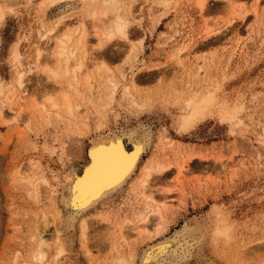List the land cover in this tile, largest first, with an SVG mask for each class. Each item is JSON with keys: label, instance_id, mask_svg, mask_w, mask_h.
Masks as SVG:
<instances>
[{"label": "rangeland", "instance_id": "1", "mask_svg": "<svg viewBox=\"0 0 264 264\" xmlns=\"http://www.w3.org/2000/svg\"><path fill=\"white\" fill-rule=\"evenodd\" d=\"M165 1L121 0L129 21L127 40L115 38L102 50H96L94 33L105 27L94 29L83 10L90 8L86 1H12V11L0 22V82L8 93L16 86L17 74H25V100L21 118L14 120V111L7 107L0 122V264H52L57 235L65 249L62 264H115L116 256H125L130 249L140 254L144 243L133 231L123 229L115 249L109 242V224L93 215L107 209L118 220L125 214L132 218L141 206L126 198V187L84 216L85 240L77 220L69 228L62 221L68 174L82 171L92 141L104 131L131 130L149 135L142 161L158 153L168 164L167 171L151 182L156 201L167 198L169 224L161 238L181 232L186 224L199 238L180 264H264V0ZM65 15L57 32L72 28L80 34L85 22L88 40L84 68L77 81H71L72 88L41 71L54 65L53 42L41 36L54 19ZM15 50L18 60L13 58ZM98 63L117 75L119 84L111 95L106 76L96 70ZM85 74L90 78L86 82ZM206 92H213L212 112L179 132L183 99ZM64 93L74 101L71 113H61L60 118L42 114L49 117L48 125L26 126V117H36L29 115L27 105L37 106L46 98L60 101ZM9 99L6 104L11 107L15 103ZM165 138L167 143L161 145ZM41 179L48 186H40ZM53 202L62 213L57 229L50 215ZM218 229H225L227 237L217 235ZM40 237L48 244L41 263L30 259Z\"/></svg>", "mask_w": 264, "mask_h": 264}, {"label": "bare ground", "instance_id": "2", "mask_svg": "<svg viewBox=\"0 0 264 264\" xmlns=\"http://www.w3.org/2000/svg\"><path fill=\"white\" fill-rule=\"evenodd\" d=\"M12 1L14 0H0V22L3 21L4 17L12 11L13 9ZM51 1L53 0H45V2L47 3H51ZM83 1H86L88 5H90V8H88L85 5L87 9L85 8L83 10L88 13L85 15H88L89 18L93 20L91 22L95 23V24L92 23V25L94 26V29H95V25L96 26L101 25L102 27H105L102 30L100 29L101 31H99V28L96 27L98 28V31L95 30V33H94V35H96L98 38L97 49L94 47L96 50L102 48L106 43L109 44L108 42L114 40L115 38L127 40L129 21L126 19V17L122 13L124 9H122L121 7V0H83ZM204 1L205 0L200 1V3L202 4L204 3ZM165 2L167 3L168 0ZM200 3L199 5L201 6V8H203L204 5H201ZM130 13H131V10H130ZM109 15H112V19L109 18L111 17ZM65 18L67 19L66 15L58 16L56 19H54L53 23L49 26L48 30H46V34L41 36V39L43 40L49 39L53 42V48L51 50L52 51L51 52L52 54L51 62L54 64L53 67L50 66V68L49 67L43 68V69L41 68V71L50 73L51 77L53 78L54 81H56V83H60L61 85L66 82L69 86H71L72 85L71 81L76 80L77 77H79L78 74L83 70L82 68H84L83 66L85 63L83 62V60L86 58V54L88 53V49H87L88 40L86 39V32H85L86 29L84 27L85 25H83L85 23L84 21H83L84 23L80 25L81 26L79 30L80 34L77 33L78 32L77 30H73L72 28L71 29L68 28L65 31H62L61 33H58L60 30L57 32V30L59 29L57 26H59L61 22L63 23V20ZM104 18H106V20L107 19H110V20H108V22H104L103 21ZM75 33H77L78 35L76 36ZM141 42L142 41L139 42V46H141ZM129 46H131V44H129ZM38 55H40V49L37 51V56ZM13 58L15 60H18L19 58V54L16 52V50L15 52H13ZM40 60L41 59H39V61ZM99 63H102V62H99ZM103 66H104L103 64H99L96 67V70L99 71V75L101 74V75L106 76V81H107L106 83L110 86V88L106 87V90L108 91L106 92L108 95H111L113 94L112 92L114 90H117L116 88L119 82L117 80V75H114V72L112 70L108 69L107 67L105 68ZM15 79H16V86L14 89H12V91H7L8 93H5L3 84L0 82V96L3 97L2 100H0V122L2 121V118L4 116V110H3L4 108L8 107L7 110L14 111V118H15L14 120L16 121L22 114V110H24L21 103L23 102V100H25L23 97V95L25 94V90L23 86L25 74L19 72L17 74V78ZM84 79H85L84 82L88 81L90 79L89 75L85 74ZM103 79L105 80V78ZM102 83L103 82H101V84ZM73 84L75 86V83ZM69 90L67 89V91ZM73 91H74V88H73ZM76 91L77 90H75V92ZM211 93L206 92V94L201 95V97L200 96L197 97L195 93H192L187 99L182 98L183 99V109H182V114L180 118H178L179 119L178 121L179 132L187 131L189 128L193 127L198 121L205 118L207 115H209L212 112L211 110L215 105V99ZM9 96H11L14 99L15 104L12 105L14 106L13 108L12 106L9 107V105L7 106L6 104L9 102L11 103V99H9ZM80 97H78V99ZM127 97L129 98V96ZM71 100H72L71 96L67 93H64L60 101H59V98L58 100L53 99V98H48V99L46 98V100H44V103L42 102L41 104L38 103L39 105L37 106L34 105L33 103H31L29 107L27 105L26 108H29L28 109L29 115L30 116L35 115L36 117H33V120L29 118L27 119L26 117V121H25L26 126L29 127L31 125L33 126L39 125L40 127L43 124L48 125L50 123L49 120H47L49 117L45 119V117L43 116L44 114L48 116L52 114L54 115V117L60 118L62 117L61 113H64V114L71 113L72 109L74 108L72 105V102L74 101L71 102ZM34 103H37V102H34ZM139 104L142 105V103H139ZM81 105H82V102H81ZM16 110H18L17 113H16ZM223 118H225V116ZM81 126H84V125H81ZM99 129H102V126H99ZM163 141L167 143L168 140L165 138V140H160L159 143L161 145H164L165 143ZM172 142L174 143V141ZM148 143H149V135L146 134V131L145 133H141L135 130H131L130 132L125 133V134H119V133L109 134L104 131L98 136L96 140L92 141L91 145L87 149L86 151L87 163L82 168V171L80 173H76L74 171L69 172L67 184H65L66 185V195H64V197L61 198V205L65 211V215H64L65 219L62 220L63 223L65 224L67 228H69L71 227L72 223L77 220V225L81 232V238L85 240V238H87L86 235L88 233L87 232L88 221H87V218L84 216H86V214L90 210H93V209L95 210L97 205L104 206V204L108 201V199L113 194H115L116 192L126 187V191H125L126 198L130 199L131 197L135 205L138 204L139 207L141 206V208L134 210V212L132 213V218H130L129 216L125 214L124 217L122 218L119 217L121 219L118 220L117 219L118 215L117 216L113 215L112 213H109L110 211L107 212V209L103 213L96 212L93 214V215L97 214V216L99 215V218L103 220V223L104 221H106L109 224V225H106L109 227L108 229L110 231L109 240L111 241L109 242H111L110 243L111 246H113L115 249H116V244L118 245V241L120 239H123V236H124L123 229L125 228H128L129 230L133 231L135 237L137 239H140L142 244L144 243V246L141 248L142 251L140 252V254L138 252L133 253L134 250L130 249L129 253H127L128 255L127 254L125 255L127 258L122 255L121 256L119 255V257L116 256L117 258L114 257L116 260L115 264H121L124 262H125L124 264H127L128 259L131 263L135 262V264H180L190 257L191 251L194 248H196L197 245L199 244V238H195L192 236V233L194 231L187 224L184 226L181 232L175 233L174 235H171L169 237L161 238V236L167 231V226L169 224V218H168V212H167L168 210H166V207H165V205H167L166 203L167 198L163 197L162 199L164 200L157 202L153 196V192L151 191V188H152L151 182H153V180L157 178L155 175L161 176L163 173L167 171L168 164L166 165L165 164L166 162L164 163L163 161H161L162 158L159 156L158 153H152L147 158V160L142 161V156L144 155L147 149ZM127 145H128V148H127ZM184 167H185L184 165L179 167L180 168L179 174L182 172L181 171L182 169H185ZM27 180H29V178ZM38 183L40 186L41 185L48 186V184L46 183L44 179H41V181ZM50 215L57 229V226L59 225V222L61 221L62 213L57 208L55 202H53L52 211ZM214 222L216 221L214 220ZM216 234L217 235L220 234L222 236L224 235L225 237H227L225 229H218L216 231ZM127 235H129V233ZM134 235L130 237L133 238ZM38 239L39 240L36 243V249L31 254L30 259L41 263L45 259L46 253L44 249L47 248L48 244L41 237ZM152 239L154 241L155 240L157 241L154 244L149 245V243L147 242L151 241ZM134 241H137V240H134ZM124 246H126V244ZM54 247H55V254L53 256L51 263L52 264H62L63 259H64L63 255L65 253V249L58 235L56 236L54 240ZM116 253L114 251V254ZM14 260L17 263L20 260L19 255H16ZM23 262L24 260L22 261V263Z\"/></svg>", "mask_w": 264, "mask_h": 264}]
</instances>
